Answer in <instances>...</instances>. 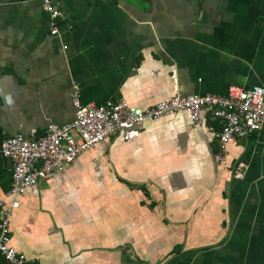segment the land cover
<instances>
[{
    "label": "crops",
    "instance_id": "0c3cea01",
    "mask_svg": "<svg viewBox=\"0 0 264 264\" xmlns=\"http://www.w3.org/2000/svg\"><path fill=\"white\" fill-rule=\"evenodd\" d=\"M53 1L65 13L55 35L41 0H0V143L72 122L74 82L84 104L143 108L264 86V0ZM138 129L20 195L12 246L40 264H264L263 137L221 157L207 111Z\"/></svg>",
    "mask_w": 264,
    "mask_h": 264
},
{
    "label": "built area",
    "instance_id": "2783aa9c",
    "mask_svg": "<svg viewBox=\"0 0 264 264\" xmlns=\"http://www.w3.org/2000/svg\"><path fill=\"white\" fill-rule=\"evenodd\" d=\"M44 12L49 15L53 35L58 34V23L65 13L53 0H41ZM75 118L65 125L50 124L45 135L28 138L22 134L6 137L0 143V159L13 163L12 181L5 198H0V254L9 264H40L29 259L11 244V218L19 207V196L40 181L52 178L80 154L114 134L125 140L139 135L138 126L144 121H154L186 111L194 123L207 111L221 124L216 133L220 155L228 142L252 132L264 139V86L252 88L231 86L227 95L174 96L150 107L131 105L124 98L110 99L100 105L84 104L80 87L73 84L72 92ZM241 172L237 176H241Z\"/></svg>",
    "mask_w": 264,
    "mask_h": 264
},
{
    "label": "trees",
    "instance_id": "16d2710c",
    "mask_svg": "<svg viewBox=\"0 0 264 264\" xmlns=\"http://www.w3.org/2000/svg\"><path fill=\"white\" fill-rule=\"evenodd\" d=\"M3 160H6V159H0V161H3ZM3 180L5 181V183L8 184L5 187V190L7 191L11 185L12 172L5 169L1 162L0 163V183H3ZM0 264H9L7 260L1 254H0Z\"/></svg>",
    "mask_w": 264,
    "mask_h": 264
},
{
    "label": "water",
    "instance_id": "95a60500",
    "mask_svg": "<svg viewBox=\"0 0 264 264\" xmlns=\"http://www.w3.org/2000/svg\"><path fill=\"white\" fill-rule=\"evenodd\" d=\"M0 217H1V214H0Z\"/></svg>",
    "mask_w": 264,
    "mask_h": 264
}]
</instances>
